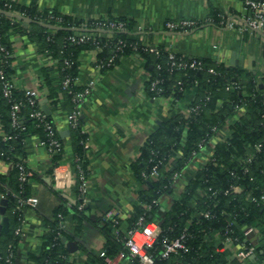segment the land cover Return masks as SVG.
Listing matches in <instances>:
<instances>
[{
	"label": "trees",
	"instance_id": "obj_1",
	"mask_svg": "<svg viewBox=\"0 0 264 264\" xmlns=\"http://www.w3.org/2000/svg\"><path fill=\"white\" fill-rule=\"evenodd\" d=\"M14 15L25 17L30 23L25 27L23 21ZM211 21H195V29ZM108 22L123 23V30L96 31L98 24ZM214 25L217 26L218 22L215 21ZM78 34L87 35L89 40L80 44L67 41L69 36ZM12 35L26 37L38 53L56 62L55 83L51 73L42 72V87L46 89L45 99L49 102L51 114L44 122L52 125L53 136L42 121L31 117L41 109L39 102L31 106L26 94L16 89L8 98L3 96L2 83L10 81L13 74ZM143 43L135 33L133 22L124 18L79 20L56 11H40L35 2L19 6L0 0V47L4 49V52L0 51V159L12 165L9 175H0V195L7 200L5 215L9 220L7 234L0 237V264H17L15 252L20 235H15V231L21 224L25 209L23 202L31 195L28 178L21 181L17 169L22 165L28 171L24 164L27 141L37 138L47 147L51 139H56L62 144L53 116L61 103L70 116L79 109L80 103L75 100L82 91L75 84L79 72L78 58L81 52L91 49H98L94 67L101 65V72L112 69L122 56H138L149 74L144 84L146 95L169 99L175 106L186 92L192 90L194 97L188 106L191 110L187 116L171 117L148 136L139 149L131 170L138 187L144 189L132 203L125 230L121 227L122 221L91 218L85 204L79 208L82 199L68 202L61 197L60 191L52 189L61 202L44 223L47 231L42 236L40 251L27 255V261L32 264H72L61 242L62 238H72L60 226L61 218L70 215L76 231L86 223L104 239L102 251L84 250L85 264H106V258L114 259L119 254L129 259V264H141L129 256L124 243L129 231L149 223L160 228L159 236L148 250L153 264H240L237 260H228L219 251L222 245L215 243V236L230 237L235 244L247 248L249 243L241 235L242 227H251L260 236V246L256 248L257 262L264 264V79L259 83L256 76L246 70L175 54L186 64L194 59L201 63L200 69L188 66L177 69L171 66L169 52L163 47L158 46L155 55L144 51ZM110 59L112 61L108 63ZM66 79L69 82L64 85ZM13 104H19L16 125L12 124L10 117ZM81 126L77 117L76 127H69L71 164L87 177L86 136ZM222 130L226 131L225 139L213 145L211 155L194 172L169 211L159 213L160 198L173 192L174 175L181 174ZM256 146L260 147L258 152ZM62 157L63 147L52 155L53 168L63 161ZM173 163L176 165L170 171ZM155 166L159 169L166 166L167 169L159 179L152 180L149 176ZM202 212L208 217L202 216ZM182 235L186 250L162 258L163 244Z\"/></svg>",
	"mask_w": 264,
	"mask_h": 264
},
{
	"label": "crops",
	"instance_id": "obj_2",
	"mask_svg": "<svg viewBox=\"0 0 264 264\" xmlns=\"http://www.w3.org/2000/svg\"><path fill=\"white\" fill-rule=\"evenodd\" d=\"M19 6L35 2L40 11L57 13L79 20H106L124 18L133 22L135 33L143 42L163 47L166 51L187 58L212 60L230 68L231 61L238 62L239 68L251 72L259 83L264 79V39L256 33L238 35L225 25L228 21L238 26L245 15L243 0H2ZM25 18V17H24ZM212 20L187 33L170 32L165 23L178 20ZM218 19V20H217ZM215 21L218 25H214ZM213 23V24H212ZM13 74L11 80L17 91L37 90L40 101L46 100V89L42 87L43 71L51 73L57 81L56 62L37 52L34 44L26 37L12 35ZM98 49L85 50L79 54V72L75 84L83 89L93 82L91 93L79 106L81 131L86 136L88 188L84 203L91 218L110 221L125 220L132 210L141 188L135 182L131 164L139 156V149L145 140L163 123L175 115L187 116L188 106L194 91L185 93L183 99L172 105L166 98H149L144 84L149 79L144 64L138 56L128 55L119 58L110 70L101 72L94 63ZM49 110V102L46 101ZM62 103L54 114V125L59 132H69L68 117ZM1 131V130H0ZM220 131L213 143L204 147L191 164L174 181L173 192L160 198L159 213H167L174 200L192 178L194 172L211 155L214 144L225 139ZM61 137V136H60ZM63 161L58 164L62 170L71 169L73 159L69 135L62 138ZM37 138L27 141L24 164L31 176L27 179L30 198H35V207L25 206L22 212L20 241L16 247L17 264H32L27 255L37 254L41 249L42 236L47 228L46 220L52 217L54 208L61 199L52 189L61 192L68 202L74 201L73 187L62 189L53 180L52 156L45 147L38 144ZM12 165L0 159V175L7 176ZM161 177V176H160ZM0 198H4L0 195ZM6 216V215H5ZM62 231L75 242L77 251L69 254L72 264H85L84 250L100 252L104 246L103 237L92 225L82 224L76 231L70 215L61 218ZM1 221V217H0ZM9 223V220H8ZM2 236V235H1ZM0 236V237H1ZM249 242L260 246V236L256 234ZM215 243L221 244L218 238ZM228 260H236L235 246L219 248ZM248 264H258L257 254ZM106 264H129V259H105Z\"/></svg>",
	"mask_w": 264,
	"mask_h": 264
},
{
	"label": "built area",
	"instance_id": "obj_3",
	"mask_svg": "<svg viewBox=\"0 0 264 264\" xmlns=\"http://www.w3.org/2000/svg\"><path fill=\"white\" fill-rule=\"evenodd\" d=\"M243 6L245 9V15L240 19V22L237 27H235V23H232L231 21H228L226 23V27L230 30H234L238 35H241L246 32H254L261 36L264 39V0H243ZM196 23L193 20H178V21H170L165 23V28L170 32H176V33H187L190 31L195 30ZM122 31L123 30V23H114V22H108V23H101L98 24L96 27V31L103 32V31ZM89 40V37L87 35L78 34L74 36H69L67 38V41L70 43H84ZM143 50L152 54L157 55L158 54V46H154L151 43H143ZM0 51L4 52V49L0 47ZM168 59L171 63V66L174 68H184L185 66H188L192 69L201 67V63L197 61L196 59L191 60L189 64H186L181 59H177L174 53L169 52L168 53ZM112 59L108 61V63H111ZM101 65L96 66V69H100ZM69 82L68 79L64 81V85H67ZM154 84H152V87H154ZM93 88V82H89L87 85H85L77 95H76V101L80 103V105L83 103V101L86 99V97L91 93V90ZM15 89L14 84L12 80L10 81H3L2 83V92L3 96L8 98L10 96L11 91ZM28 97V102L31 106L35 105L39 102L40 104V94L37 90H31L25 93ZM241 109V108H239ZM190 108L188 107V112H190ZM18 112H19V104H13L11 106V121L13 125L17 124L18 120ZM80 111L79 109L73 113L71 116L68 117V126L70 128H75L77 124V117H79ZM31 117L42 121L44 123L45 129L49 132L50 136H53L54 132L53 127L51 124L44 122L45 121V114L42 112V110L39 108L37 111H35ZM224 131V130H223ZM219 132L215 134V136L212 138V140H215V137L218 135ZM40 146L45 147L46 151L49 155L57 154L62 149V144L58 142L56 139H51L50 143L46 147L43 142H38ZM85 148L86 145L84 144ZM260 149L259 146H256V151L258 152ZM17 169L19 171V178L21 181H24L25 179L29 178L31 176V173L29 171H25L24 167L22 165H18ZM71 169L73 174L70 173V171L67 169L62 170V167L60 165H57L54 167L53 172V180L56 184L60 185L62 189H70L73 187V190H76V194H74V200L75 199H82V203L79 206L82 207V204L84 203V197L88 188V181L87 177L83 175L80 169H78L75 166H72ZM163 169H167L166 166L159 169L158 167H153L152 171L150 173V179L157 180L160 178L161 173ZM164 170V171H165ZM163 171V172H164ZM180 177V174H175L174 178ZM23 204L25 206L29 207H35L37 204V200L35 198H28L26 199ZM202 216L205 218L208 217V214L205 212L201 213ZM60 218V216H59ZM140 225V221L138 223ZM62 228V224L60 225ZM160 234V228L155 223H149L144 225L143 227L139 229L131 230L127 233V238L125 240L124 246L127 249V252L130 257L136 258L141 264H153V260L151 256L148 254V250L152 248L154 245L157 237ZM15 235H20V229H17L15 231ZM241 235L244 238L245 241L249 243L247 248L242 246L241 244H235V240H233L230 237L227 236H215V238H218L223 246H235L236 247V253H235V259L240 264H248L249 258L251 256H256V246L255 244H252V242H249V238L253 235L256 236V233L253 228L251 227H242L241 228ZM186 250L184 245V235L180 236L179 238L165 243L162 246L161 250V257L166 259L172 254H177L179 252H184ZM103 256V254H101ZM119 259H125V256L123 254H119L117 256Z\"/></svg>",
	"mask_w": 264,
	"mask_h": 264
},
{
	"label": "water",
	"instance_id": "obj_4",
	"mask_svg": "<svg viewBox=\"0 0 264 264\" xmlns=\"http://www.w3.org/2000/svg\"><path fill=\"white\" fill-rule=\"evenodd\" d=\"M14 17L23 21V25L25 27L30 23V20L27 18L16 16V15H14ZM42 25L45 26L44 23ZM237 63L238 62H235L234 60L231 61L230 68L237 66ZM260 87L263 88V85H260ZM40 106H41V110L45 114V116L49 117L51 114H50V111L48 110V108L46 107V100L41 101ZM68 135H69V132H67V131L60 133V136L62 138H64L65 136H68ZM175 165L176 164L173 163V165H172L173 167L170 169V171H173V168L175 167ZM7 205H8L7 200L5 198H0V217H1L0 236L7 234L8 229H9L8 218L5 216ZM61 242L65 245L66 250L69 254H72V253L77 251V246H76L75 242L68 241L66 238H62ZM254 258H255L254 256H251L249 258V260H253Z\"/></svg>",
	"mask_w": 264,
	"mask_h": 264
},
{
	"label": "rangeland",
	"instance_id": "obj_5",
	"mask_svg": "<svg viewBox=\"0 0 264 264\" xmlns=\"http://www.w3.org/2000/svg\"><path fill=\"white\" fill-rule=\"evenodd\" d=\"M164 170H165V169H163V171H164ZM163 171H162V172H163ZM184 171H185V170H184Z\"/></svg>",
	"mask_w": 264,
	"mask_h": 264
}]
</instances>
